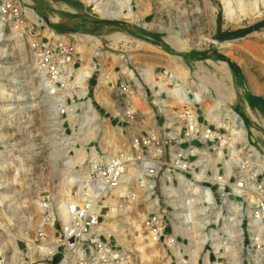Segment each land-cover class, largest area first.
<instances>
[{
    "label": "built area",
    "instance_id": "built-area-1",
    "mask_svg": "<svg viewBox=\"0 0 264 264\" xmlns=\"http://www.w3.org/2000/svg\"><path fill=\"white\" fill-rule=\"evenodd\" d=\"M31 9L33 2L0 0V84L10 85L9 74L30 62L43 96L33 112L46 111L52 155L57 167L69 171L65 185L73 194L65 221L58 210L65 192L31 195L41 211L35 232L15 242V256L0 239V264H136L103 228L111 197L120 212L145 207L141 228L148 248L166 264H264V168L252 147L253 131L245 142L239 125L220 109L211 113L219 114L216 123L206 113L209 99L195 96L200 85H181L191 104H164L177 95L159 85H137L122 39L54 36L52 21L31 16ZM91 94L97 115L80 106ZM5 103L0 99V193L13 168L22 161L31 166L7 125ZM30 113L12 118L23 116L31 125ZM2 210L0 204V222Z\"/></svg>",
    "mask_w": 264,
    "mask_h": 264
},
{
    "label": "rangeland",
    "instance_id": "rangeland-1",
    "mask_svg": "<svg viewBox=\"0 0 264 264\" xmlns=\"http://www.w3.org/2000/svg\"><path fill=\"white\" fill-rule=\"evenodd\" d=\"M30 2L34 3L35 10H33L40 17L52 21L55 29L53 31L57 36L80 32L83 33V37L88 36V38L85 37L86 40H90L92 39L91 34L87 33H93L103 36L104 42L109 41L116 33L122 36L123 47L121 49L125 54L124 60L127 61L125 64L127 63L131 69L128 74L132 79L134 76L140 85H162L159 84L161 81V83L166 82V85L173 83L170 77L183 70L182 65L180 66V61H182L187 71L181 73L184 78L176 85H200L197 93L201 94L204 99L206 97L209 99L207 107L211 108L209 106L212 104L214 106V101L219 99L217 96H220L216 88L219 80L223 81V85L231 84L235 98L228 104L244 119L247 129L251 128L253 131V134H250L255 141L256 147L254 145L253 147L262 154L259 163L264 168V93L262 94L264 92V26L246 34L233 35L264 22V0H228V3H224L223 0H94L93 4H97L100 8L110 11L120 10L122 16L116 20L107 19L97 12L86 13L83 11L87 7L86 0H30ZM58 2H64L78 12H72L69 8H65L64 3ZM58 21H62L64 25L58 26L54 23ZM95 39L100 42L102 37L95 36ZM121 39L111 38L116 41ZM178 46L183 47V50L176 48ZM118 58H114L116 66L120 65V58ZM210 61L214 65L209 63ZM221 64L229 67L230 81H227L222 72L218 70L217 66ZM29 66L30 62L21 67L22 74L18 73L20 70L9 74L10 78L15 76V81L9 78L11 83L5 85V89L8 94L12 89L15 90L13 94H20V92L25 93L27 87L31 86L33 91L29 90L26 94L28 97L26 101L35 99L36 102L32 101L37 104V101L43 100V96L38 90ZM134 67L137 71H133ZM143 70H149L152 73V82L143 79L141 75ZM101 72L104 76V71ZM124 72L127 73V70L125 69ZM114 76L113 74V78ZM21 82H26L27 85H20ZM161 88L167 89L166 87ZM256 88L260 91H256ZM110 90L113 91V89ZM209 92L212 94L209 95ZM8 97L10 98L9 95H5L1 97V100H9ZM89 97L96 109H99L95 96L91 94ZM97 99L100 101L99 96ZM38 106L34 105L29 112L32 113V110H35L34 107ZM139 108L145 109L143 100L139 101ZM45 112L42 109L41 116H38V123L28 125L25 118L20 115L12 118L13 120L10 119L7 123L12 128L11 133L17 134V138L22 143L21 151H23L25 162L31 164L27 167V173L21 172L18 167L16 170L13 168V173H8L10 174L8 179L12 184L10 186L17 194V202L21 203L25 210V214L19 212L14 215L16 217H12L8 208L5 207L2 210L4 217L0 222V238L6 240L4 244L9 243L11 246L13 241L17 242L23 236L31 237L35 232L41 211L29 200V197L41 193H52L54 190L65 187V182H67L65 177L68 176L69 171L57 167L54 155H52L55 142L50 135L46 115H43L46 114ZM30 130H33V133ZM91 130L94 129L91 128ZM33 135L36 136L35 144L31 141ZM96 141H99L98 137L90 139L89 143ZM28 157L34 159H27ZM15 171L18 176H15ZM107 204L108 216L111 218L107 227L114 223L117 224L115 232L122 237L121 244L125 248L123 250L133 253L136 264H166L164 257L150 250L148 245L144 246L147 258H142L140 251L137 250L144 244L141 245L143 240L138 236L139 234L135 233L134 228L138 222V225H142L139 216L143 214L145 207L138 205L136 209L127 208L124 212H120L118 208L114 216L111 206ZM120 229L123 231L121 232ZM112 241L114 244L121 245L115 237H112Z\"/></svg>",
    "mask_w": 264,
    "mask_h": 264
},
{
    "label": "bare ground",
    "instance_id": "bare-ground-1",
    "mask_svg": "<svg viewBox=\"0 0 264 264\" xmlns=\"http://www.w3.org/2000/svg\"><path fill=\"white\" fill-rule=\"evenodd\" d=\"M27 1V0H26ZM87 1V7H86V9L85 10H83V11H85L86 13H88V14H94L95 12H97V13H99L100 15H102V16H104L105 18H107V19H113V20H116V19H118L119 17H121L122 16V14H121V12H119L120 10H117V11H110V10H107V9H105V8H100L97 4H93L94 3V0H86ZM29 2H30V0H29ZM223 2L224 3H228V0H223ZM63 5H65V8H69L72 12H78L76 9H74L73 7H70V6H68V5H66V4H63ZM226 5V4H225ZM70 11V12H71ZM29 13L31 14V16H33V17H35V18H37V19H42V17H40L37 13H36V11H34L33 9H31V11H29ZM79 13H80V11H79ZM124 14V13H123ZM129 14V13H128ZM127 14V15H128ZM133 15V14H132ZM135 15V14H134ZM97 16V15H96ZM130 16V15H129ZM103 18V17H102ZM52 20H54V19H52ZM52 35H54V36H57V34L52 30ZM85 37H87L88 38V36H86L85 35ZM84 37V38H85ZM112 39H121L122 38V36H119V34H114L112 37H111ZM124 39V38H123ZM126 39H128V38H126ZM93 40H95V38L93 39ZM176 48H179V50H183V47H181V46H178V47H176ZM185 50V49H184ZM179 58V57H178ZM180 59V58H179ZM180 61V60H179ZM179 63V62H178ZM209 63H212L213 65H214V63L213 62H209ZM182 65V69L183 70H180V73H176L175 74V76H173V77H170V79H171V82H173V83H169V81H168V83L169 84H167L166 85V82L165 83H159V84H162V85H159L160 87H166L167 89H162V90H165V91H167V93L168 94H171L172 92L175 94V95H177L176 97H177V100L176 101H174V103L173 104H171V105H174L175 104V102H183V101H185L186 103L187 102H189L190 103V99L188 98V96H187V92H186V90L184 89V87H182L181 85H176L177 83H179V81L180 80H182L183 78H184V76H182V74L181 73H183V71L185 72V71H187V68H186V66H185V64L182 62V61H180V66ZM181 68V67H180ZM217 68H218V70L219 71H221L222 72V74H223V76H224V78L225 79H227V81H230L231 80V74H230V69H229V67H227V65L226 64H221V66H217ZM21 71V70H20ZM18 72V73H20V74H22V71L21 72ZM182 71V72H181ZM221 74V75H222ZM142 77H143V79L145 80V81H147V82H152V80H151V77H152V73L149 71V70H143L142 71ZM12 78H10V77H8V78H10V80H12L13 82L15 81V76L13 75V76H11ZM18 79V78H17ZM133 79L137 82V85H140V83H139V81L138 80H136V78L133 76ZM176 80H178V81H176ZM226 81V80H225ZM10 83H11V81H10ZM154 83V82H153ZM15 84V83H14ZM27 84V83H26ZM253 84V83H252ZM252 84H250V85H252ZM168 85H173V87H170V86H168ZM12 86V85H11ZM152 87L154 86V85H151ZM257 87V86H256ZM11 88H13V87H11ZM216 88L218 89V91H219V95L220 96H217L218 98V100H215L214 102H215V105L214 106H212L211 108H208V109H206V113L216 122V123H218V120H219V114L217 113V114H215V115H212L211 113L213 112V110L215 109V110H224L225 112H226V114L237 124V125H239V128H240V136H241V138L245 141V142H248V129H247V127L245 126V122H244V120H243V118L229 105L230 104V102H232L233 100H234V98H235V92H234V89H233V86L231 85V84H225V85H223V81H221V80H219V82H218V84L216 85ZM17 89V88H16ZM252 89V88H251ZM254 89V88H253ZM257 89V88H256ZM23 90V89H22ZM28 90V91H27ZM29 90L30 91H33L32 89H31V86H29V87H27V89H26V91H25V93H22V92H20V94H13L14 93V89H12V90H10L11 92L10 93H12V94H8V92H7V89H5V85H1L0 84V99H1V97H3V96H5V95H9L10 96V98H9V100H5L6 101V103L5 104H3V106H2V110H3V114H4V116H5V118L7 119V120H10V117L12 118L13 117V115L17 112L18 114H22V113H24L25 114V116H26V114L29 112V111H31V109H33V106L34 105H39L38 104V102H37V104L35 103L34 104V102L32 101V100H35V99H32V100H28V101H26V99L28 98V97H26V94L29 92ZM201 90V89H200ZM204 91V90H203ZM256 91H260V90H256ZM263 91V90H262ZM199 92V91H198ZM31 93V92H30ZM181 93H183L184 95H182ZM264 92H262V94H263ZM194 94V93H193ZM261 94V95H262ZM196 97H198V98H202V99H204V97L203 96H201V94H198L197 92H196V95H195ZM7 98V97H6ZM207 98V97H206ZM213 99V98H212ZM164 104H168V101L167 100H165V99H163V100H161ZM35 102H36V100H35ZM99 102H101V99H100V101ZM108 102V101H107ZM229 103V104H228ZM34 104V105H33ZM191 104V103H190ZM82 106H84L85 107V109L87 110V111H90L91 113H94L95 115H97V109H96V107L93 105V102H92V100L91 99H89L88 101H86V102H84V103H82ZM33 111V110H32ZM46 113V112H45ZM37 114H39V113H30L29 114V117L30 118H32L31 119V121H30V123H33V122H39V119L37 118L38 116H37ZM43 115H45V114H43ZM41 116V115H40ZM17 118V117H16ZM11 120H13V119H11ZM40 121L42 122V120L40 119ZM218 124H221V123H218ZM30 131H32V133H33V130H30ZM32 133H31V135H32ZM35 133V132H34ZM90 134H92L91 136H93V134H94V131L93 130H91L90 129ZM35 135V134H34ZM34 135H33V137L31 138L32 140V144H35V139H33L34 138ZM29 136H30V134H29ZM30 142V141H29ZM22 147V146H21ZM36 147V146H35ZM253 147V146H252ZM38 148V147H37ZM38 149H40V148H38ZM37 149V150H38ZM255 149V148H254ZM38 152H40V150H38ZM27 159H30L29 157L27 158ZM30 161V160H29ZM33 161V160H32ZM24 161H22V163L20 162V166H18V169H20L21 170V172H26L27 171V168H26V166H25V164L23 163ZM31 162V161H30ZM27 173V172H26ZM25 173V174H26ZM25 177V176H24ZM65 177V176H64ZM64 179V178H63ZM66 179V178H65ZM13 183V182H12ZM10 184H11V182H10V179H6L5 178V190L3 191V192H1L0 193V204L3 206V208H8L9 210H10V212L12 213L11 215H12V217H16V216H14V215H17V214H19V212H24V214H25V210L22 208V205H21V203H18L17 202V198H16V196H17V194H16V192L14 191V189H13V187H11L10 186ZM12 185V184H11ZM64 184H62V186H63ZM65 187H66V185H64ZM61 187V186H60ZM62 187V188H60V191H59V194H63L64 192L66 193V195H68V197L65 199V198H62V199H60L59 200V202H58V210H59V213H60V217H61V219L63 220V221H65L66 219H67V211H68V202L70 201V199H71V196H72V194H73V191H72V189H70L69 187ZM67 191V192H66ZM71 191V192H70ZM107 203H109V205L111 206V212H112V215L114 214V216L117 214V212H118V203H119V201L117 200V199H115L114 197H111L109 200H107ZM4 212H6L5 211V209H4ZM146 213V212H145ZM28 214V213H27ZM7 215V214H6ZM20 216H21V213H20ZM7 217H9L8 215H7ZM19 217V216H18ZM22 217V216H21ZM140 217V219H141V221L143 220V218H144V214H141V216H139ZM10 219H12L11 218V216H10ZM18 219V218H17ZM121 219V218H120ZM9 220V219H8ZM23 220V219H22ZM111 220V218L109 217V219L106 221V223H105V225H104V230H105V232L108 234V235H111L112 237H115L118 241H119V243L121 244L122 242H123V240H122V237H119V235H117V233L115 232V229L117 228V224L116 223H114V225H109V227H107V225H108V222ZM30 221V220H29ZM27 222V221H26ZM133 222V221H132ZM28 224H30V223H28ZM138 224H139V222H138ZM136 225L135 226V233L136 234H139L138 236L139 237H141V239L143 240V243L141 244V245H143V247H138V251H140L139 253H141V256H142V258H147V254H146V252H145V250H144V246H147L148 245V247L150 246V244H149V242H148V238H147V234H145V232H143L142 231V225ZM120 225V224H119ZM118 225V227H120ZM127 225V224H126ZM135 225V224H134ZM133 225V226H134ZM1 226V225H0ZM122 227V226H121ZM131 227V226H130ZM136 228H137V230H136ZM21 230V229H20ZM119 230V229H118ZM133 230V229H132ZM120 231H121V229H120ZM122 231H123V229H122ZM121 231V232H122ZM134 233V232H133ZM119 238V239H118ZM1 239V238H0ZM6 239V238H5ZM139 239V238H138ZM2 240V242L3 243H5V241L6 240H3V239H1ZM140 240V239H139ZM13 244H12V247H13V250H12V252H13V256H15L16 254H17V248L15 247V242L13 241L12 242ZM122 245V244H121ZM148 249V248H147ZM137 251V252H138ZM151 252V251H150ZM149 253V252H148ZM152 253V252H151ZM12 256V257H13ZM150 258V257H149ZM148 260V259H147Z\"/></svg>",
    "mask_w": 264,
    "mask_h": 264
},
{
    "label": "trees",
    "instance_id": "trees-1",
    "mask_svg": "<svg viewBox=\"0 0 264 264\" xmlns=\"http://www.w3.org/2000/svg\"><path fill=\"white\" fill-rule=\"evenodd\" d=\"M264 26V22L255 26L254 28H250L249 30H246V31H243V32H238V33H234L233 35L237 36V35H240V34H246V33H249L251 31H254V30H257L259 27H263Z\"/></svg>",
    "mask_w": 264,
    "mask_h": 264
},
{
    "label": "crops",
    "instance_id": "crops-1",
    "mask_svg": "<svg viewBox=\"0 0 264 264\" xmlns=\"http://www.w3.org/2000/svg\"><path fill=\"white\" fill-rule=\"evenodd\" d=\"M48 1H50V0H48ZM52 2V1H51ZM58 3H64V2H58ZM64 4H66V3H64ZM49 13V12H48ZM50 16V15H49ZM64 22V21H63ZM56 25H58V26H62V25H64V23H62V21L61 22H54ZM249 107V106H248ZM251 129V128H250Z\"/></svg>",
    "mask_w": 264,
    "mask_h": 264
}]
</instances>
